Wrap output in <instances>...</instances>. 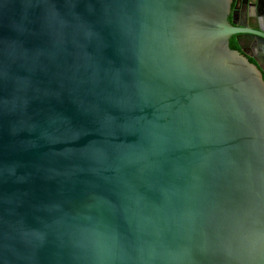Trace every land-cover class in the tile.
I'll return each mask as SVG.
<instances>
[{
  "label": "water",
  "instance_id": "95a60500",
  "mask_svg": "<svg viewBox=\"0 0 264 264\" xmlns=\"http://www.w3.org/2000/svg\"><path fill=\"white\" fill-rule=\"evenodd\" d=\"M260 60L264 0H0V264H264Z\"/></svg>",
  "mask_w": 264,
  "mask_h": 264
},
{
  "label": "flooded vegetation",
  "instance_id": "af4514ba",
  "mask_svg": "<svg viewBox=\"0 0 264 264\" xmlns=\"http://www.w3.org/2000/svg\"><path fill=\"white\" fill-rule=\"evenodd\" d=\"M234 1H235V0H234ZM233 5H234V3H233ZM245 6H246V5H245ZM238 19H239V21L242 20L241 17L238 18ZM228 20L231 21V16L228 18ZM242 40L246 42L248 39H247V38H244V39H242ZM247 43H250L251 45H252V43H254L255 45H253V46L256 48V51H259V46H260V44H259L258 39L253 38V39H251L250 41H247ZM230 46H231L232 49L239 50V47H238L237 44H236L235 36H232V37L230 38ZM248 60H249L251 63H254V59H253L252 57H249ZM260 64H261L262 66H264V62H263L262 60H260ZM263 79H264V74H263Z\"/></svg>",
  "mask_w": 264,
  "mask_h": 264
},
{
  "label": "trees",
  "instance_id": "16d2710c",
  "mask_svg": "<svg viewBox=\"0 0 264 264\" xmlns=\"http://www.w3.org/2000/svg\"><path fill=\"white\" fill-rule=\"evenodd\" d=\"M231 47V46H230Z\"/></svg>",
  "mask_w": 264,
  "mask_h": 264
}]
</instances>
